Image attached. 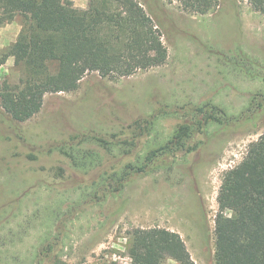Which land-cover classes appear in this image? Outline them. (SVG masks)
<instances>
[{"label":"rangeland","instance_id":"1","mask_svg":"<svg viewBox=\"0 0 264 264\" xmlns=\"http://www.w3.org/2000/svg\"><path fill=\"white\" fill-rule=\"evenodd\" d=\"M72 1L82 8L89 2ZM138 1L160 30L165 63L120 78L88 73L74 91L45 94L25 121L12 120L0 104V264H130L131 232L154 226L178 232L195 264H216L222 175L264 131V98L257 95L264 94V13L247 0H217L204 14L176 0ZM23 21L16 15L0 25V91L26 74L9 53ZM212 105L242 118L197 129L187 141L191 150L169 155L171 167L135 177L116 194L98 190L102 174L170 140L192 117L185 112ZM149 116H156L153 128L128 155L85 140L130 136L129 126ZM64 144L89 146L102 163L79 170L59 150Z\"/></svg>","mask_w":264,"mask_h":264},{"label":"trees","instance_id":"2","mask_svg":"<svg viewBox=\"0 0 264 264\" xmlns=\"http://www.w3.org/2000/svg\"><path fill=\"white\" fill-rule=\"evenodd\" d=\"M176 1L183 9L200 14L218 6L217 0ZM247 1L253 10L264 13V0ZM16 15L24 21L9 53L16 64L25 67L26 74L18 85L0 91L3 113L14 121L38 113L45 94L76 90L88 73L120 78L162 65L167 58L160 30L138 0H89L86 8L76 7L72 0H0V25ZM257 95L264 98V94ZM185 113L192 117L177 127L170 140L137 155L120 171L102 174L98 190L119 193L133 178L144 177L158 167H171L174 158L169 155L191 150L187 141L208 122L222 124L242 118L228 117L213 105ZM155 121L156 116L136 120L129 126L132 135L124 138L112 134L107 139L97 133L86 135L85 140L96 141L106 153L128 155ZM88 147L64 144L59 150L74 167L89 171L102 163V157ZM216 200L215 263L264 264V131L249 143L241 161L223 173ZM129 256L130 264H161L167 259L195 264L178 232L156 226L131 232Z\"/></svg>","mask_w":264,"mask_h":264},{"label":"crops","instance_id":"3","mask_svg":"<svg viewBox=\"0 0 264 264\" xmlns=\"http://www.w3.org/2000/svg\"><path fill=\"white\" fill-rule=\"evenodd\" d=\"M78 7H81V8H82V7H83V5H80V6H78Z\"/></svg>","mask_w":264,"mask_h":264}]
</instances>
